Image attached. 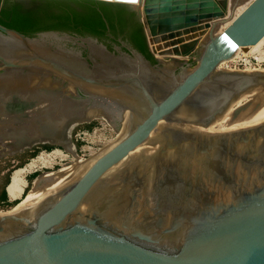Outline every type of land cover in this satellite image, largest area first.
Segmentation results:
<instances>
[{
	"label": "water",
	"instance_id": "1",
	"mask_svg": "<svg viewBox=\"0 0 264 264\" xmlns=\"http://www.w3.org/2000/svg\"><path fill=\"white\" fill-rule=\"evenodd\" d=\"M244 3L0 0V81H64L93 117L0 214V264H264V71L220 69L264 38Z\"/></svg>",
	"mask_w": 264,
	"mask_h": 264
},
{
	"label": "rangeland",
	"instance_id": "2",
	"mask_svg": "<svg viewBox=\"0 0 264 264\" xmlns=\"http://www.w3.org/2000/svg\"><path fill=\"white\" fill-rule=\"evenodd\" d=\"M250 1L247 0L243 6ZM247 56L257 57L260 65L264 64V42ZM234 67L235 64L229 61L222 64L220 69L233 70ZM43 89L45 88L31 91L29 94L14 89H0V191L7 175L11 178L14 169L35 146L48 145L53 148L50 151L41 150L34 159H30L23 166L25 168L37 159L35 169L29 168L25 172L26 175L23 174L28 183L24 192L33 187L39 176L59 171L90 131L82 130L80 126L92 123V119H78L80 114L75 112L73 102L63 97L64 94L71 93V88L57 86L49 89L50 92L46 95L43 94ZM11 209L0 212H8Z\"/></svg>",
	"mask_w": 264,
	"mask_h": 264
},
{
	"label": "bare ground",
	"instance_id": "3",
	"mask_svg": "<svg viewBox=\"0 0 264 264\" xmlns=\"http://www.w3.org/2000/svg\"><path fill=\"white\" fill-rule=\"evenodd\" d=\"M244 7L245 6H242V7L238 8L236 13L238 14L240 11H242V9ZM223 27L224 26H221V28H223ZM263 42H264V38H262L256 45L250 47L248 52L246 53V56H247V54L249 55L250 53H253V51H255ZM161 44L162 43H160L159 46L163 45V44L162 45ZM254 70H256V69H254ZM249 72H251V71H249ZM0 87L3 88V89H6L7 91L8 90H13V89L16 91V90H29V89L31 90V89H41V88L53 89V88H56L57 86L54 85L49 79H33V80L0 81ZM78 110L81 111L80 116L84 115L86 120H88V119L90 120V119L93 118V117L87 116L79 108H78ZM67 149H68V147H67ZM68 150L71 151V149H68ZM44 158H45V156H44ZM38 159H41V158H38ZM36 162H37V159L33 160L27 167L16 169L12 173V176L10 178V183H8V186H7V193H8V196L11 199H17L18 198L19 199L18 204H24L25 201L27 200V198L29 197L31 191H32V188L30 187L31 188L30 190H27V192H24L26 184H28V183H26L23 174L27 171V169H29V168L31 169V168L36 167ZM59 171H57V172H47V173L39 176L38 178H36V180L34 182V185L38 184L39 182H41L44 179L56 177V175L58 174ZM25 175H26V173H25ZM18 204L15 205L10 211H8V212H0V214L1 215H6V216L13 215L14 212L17 210Z\"/></svg>",
	"mask_w": 264,
	"mask_h": 264
},
{
	"label": "trees",
	"instance_id": "4",
	"mask_svg": "<svg viewBox=\"0 0 264 264\" xmlns=\"http://www.w3.org/2000/svg\"><path fill=\"white\" fill-rule=\"evenodd\" d=\"M146 47H147V44H146ZM147 54H148L149 58H151V56L148 52V49H147ZM91 126H92V123L84 124V125L80 126V129L89 131V130H91ZM52 148H53L52 146H48V145L35 146L31 150V152L27 155V157L25 159H23L21 161V163L19 165H17V167L14 170L23 168V166L26 165L30 159L35 158L41 150L50 151V150H52ZM8 183H10V176L9 175H7L5 182H4V185H3V188L0 191V210H7L9 208L11 209L12 207H14L15 205L18 204V200L9 201V199H8L7 192H6V188L8 186ZM25 192H27V190Z\"/></svg>",
	"mask_w": 264,
	"mask_h": 264
},
{
	"label": "built area",
	"instance_id": "5",
	"mask_svg": "<svg viewBox=\"0 0 264 264\" xmlns=\"http://www.w3.org/2000/svg\"><path fill=\"white\" fill-rule=\"evenodd\" d=\"M231 61L235 64V67L233 69L234 71L249 72L247 70H254V69H256L257 71H264V69H262L264 64L260 65L257 57L251 58L248 56H240V57L233 58Z\"/></svg>",
	"mask_w": 264,
	"mask_h": 264
},
{
	"label": "flooded vegetation",
	"instance_id": "6",
	"mask_svg": "<svg viewBox=\"0 0 264 264\" xmlns=\"http://www.w3.org/2000/svg\"><path fill=\"white\" fill-rule=\"evenodd\" d=\"M147 49H148V47H147ZM146 56L149 58V56H148V54L146 53ZM149 59H151L153 62H154V60L152 59V58H149ZM54 85H56V86H66L67 87V84L64 82V81H61V80H58V79H49ZM42 89V88H41ZM36 90H39V89H29V90H16V91H22V92H25L26 94H29V92H31V91H36ZM49 91V89H43L42 90V92H43V94H45L46 95V93H49L48 92ZM40 94H42V93H40ZM44 95V96H45ZM70 95L71 94H69L68 96H64L63 95V97H65V98H68V99H70L72 102H73V100L70 98ZM24 102H26V101H24ZM75 112L77 113V114H80L81 113V111H79L78 110V108L76 107L75 109ZM73 115V114H72Z\"/></svg>",
	"mask_w": 264,
	"mask_h": 264
},
{
	"label": "crops",
	"instance_id": "7",
	"mask_svg": "<svg viewBox=\"0 0 264 264\" xmlns=\"http://www.w3.org/2000/svg\"><path fill=\"white\" fill-rule=\"evenodd\" d=\"M162 45V44H161ZM170 49H172V48H167V50H170ZM7 189V188H6ZM7 196H8V193H7ZM8 199H9V201H15V200H18L19 201V199L17 198V199H11L9 196H8Z\"/></svg>",
	"mask_w": 264,
	"mask_h": 264
}]
</instances>
